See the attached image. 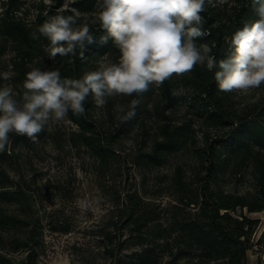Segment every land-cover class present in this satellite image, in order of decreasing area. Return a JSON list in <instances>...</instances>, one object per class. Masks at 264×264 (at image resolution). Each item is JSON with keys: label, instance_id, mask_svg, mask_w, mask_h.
<instances>
[{"label": "trees", "instance_id": "16d2710c", "mask_svg": "<svg viewBox=\"0 0 264 264\" xmlns=\"http://www.w3.org/2000/svg\"><path fill=\"white\" fill-rule=\"evenodd\" d=\"M54 1L49 6L40 0L34 20L28 23L18 15L24 0H0V36L14 44L13 65L22 86L25 74L31 70L29 63L45 54L44 48L49 45L46 38L33 39L32 34L39 36L38 26L58 13L75 16L74 27L88 23L95 40L86 46L83 57L77 54L55 58V69L62 78L79 79L85 72L96 70L97 61L103 56L111 63L119 62L121 53L112 38L103 42L101 37L107 36L106 30L98 22L92 23L99 10L98 0H73L69 7H64L63 0ZM205 8L201 13L205 21L203 30L209 34L195 38V43L198 47L215 44L213 54L217 60L227 59L231 50L224 36H231L246 23L257 20L256 5L253 0H233L227 10L216 9L206 2ZM182 79L190 90L194 113L222 133L215 139H205L198 149L200 170L193 179H188L181 166H176L170 182L173 202L166 209L145 200L137 191L112 190L111 202L116 208L117 221L112 222L113 232H106L105 238L113 245L107 250L114 256V264H161L164 255L167 256L165 264H247L248 251L254 246L253 236L260 219L251 214L264 211V102L247 110L234 109L232 92L220 91L214 71L209 72L204 66L197 65L192 72L182 75ZM172 84L171 78L160 87L150 85L140 96H124L120 107L125 112L119 110L117 123L110 127H104L94 118L95 103L89 95L84 116L68 113L67 119L76 126L68 141L88 149L97 159L99 171L105 173L116 161L121 138L136 123L154 113L158 118L156 136L148 151L136 155V161L143 166L162 164L183 149L191 137L190 122L176 123L167 113L176 103ZM156 92L160 94V101L151 105ZM22 93L23 88L19 96ZM133 99L139 100L136 114L124 120L121 117ZM43 137L44 129L37 139ZM20 143L35 142L11 133L7 150L0 153V264H40L42 224L35 215L30 189L14 180L8 169L13 165L11 147ZM244 168L252 172L253 188L242 193L228 190L227 175L240 177ZM117 231H125L126 237L118 238ZM256 243L259 248L264 246V231ZM131 245L138 248L127 255L120 254ZM18 250L24 252L22 258L10 255Z\"/></svg>", "mask_w": 264, "mask_h": 264}, {"label": "rangeland", "instance_id": "374dc122", "mask_svg": "<svg viewBox=\"0 0 264 264\" xmlns=\"http://www.w3.org/2000/svg\"><path fill=\"white\" fill-rule=\"evenodd\" d=\"M39 1L24 0L18 15L31 23ZM42 1L49 6L55 3L54 0ZM63 1L64 7H69L73 0ZM206 3L216 9L227 10L233 0H206ZM14 54V44L0 36V87L11 86L19 99L23 86L16 78ZM102 60L110 62L107 56H103L98 59L97 68ZM55 65L56 60L50 59L47 53L29 63L31 69L39 67L41 70L55 69ZM4 73L10 78L3 79ZM172 83L176 103L167 113L176 123L190 122L191 137L183 149L160 165L143 166L136 161V155L148 151L156 136L158 118L154 113L147 115L143 122L136 123L129 134L121 138L116 148V161L105 173L99 171L98 161L88 149L68 141L76 126L67 118L60 122L49 120L44 128L45 137L34 144L20 143L11 147L14 152L9 173L24 188L30 189L35 215L42 224L40 264H114V256L107 250L113 245L105 238L106 232H113L112 222L117 221L116 208L111 202L112 190L137 191L145 200L166 209L173 202L170 182L176 166H181L188 179H193L200 170L198 149L205 139L217 138L222 130L206 124L194 113L190 106V90L182 76H172ZM123 97H107L103 107L95 105L92 110L94 118L104 127L116 124ZM231 98L234 109L247 110L264 102V84L247 92L233 91ZM159 99V92L154 93L151 105ZM253 184L250 168H244L240 177L230 174L225 180L228 190L240 193L251 190ZM81 200L89 201L92 210L81 214L78 206ZM116 235L120 239L126 237L125 231H117ZM137 248L128 246L120 254L127 255ZM10 255L20 259L24 252L18 250L10 252ZM161 261L165 264L167 256L164 255Z\"/></svg>", "mask_w": 264, "mask_h": 264}, {"label": "clouds", "instance_id": "9594fccd", "mask_svg": "<svg viewBox=\"0 0 264 264\" xmlns=\"http://www.w3.org/2000/svg\"><path fill=\"white\" fill-rule=\"evenodd\" d=\"M206 0H98L96 19L106 30L103 42L112 38L121 55L118 63L99 62L98 68L79 79L62 78L58 69L32 68L25 74L23 93L17 99L9 85L0 87V153L7 150L10 134L37 142L49 120L64 121L69 111L84 116L91 95L97 107L107 97L142 95L150 85L160 87L172 76L190 73L197 65L214 71L222 92H247L264 84V0H253L258 19L246 23L224 41L231 50L227 59L217 60L215 44L195 43L209 33L203 30ZM76 17L56 14L39 25L33 39L44 37V48L52 60L59 55L83 57L95 42L88 23L74 27ZM66 45V46H65ZM10 77L3 74V79ZM138 99L130 102L124 120L135 116ZM120 112H125L123 106ZM81 214L92 210L87 200L78 202Z\"/></svg>", "mask_w": 264, "mask_h": 264}, {"label": "crops", "instance_id": "0c3cea01", "mask_svg": "<svg viewBox=\"0 0 264 264\" xmlns=\"http://www.w3.org/2000/svg\"><path fill=\"white\" fill-rule=\"evenodd\" d=\"M261 212L255 213V215H253L255 217H258L260 221L259 227L253 237L254 246L248 251L247 264H258V260H260V264H264V246L259 248L256 243L262 231H264V214H262Z\"/></svg>", "mask_w": 264, "mask_h": 264}]
</instances>
